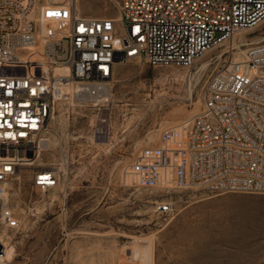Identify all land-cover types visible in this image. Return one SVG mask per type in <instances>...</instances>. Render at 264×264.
Wrapping results in <instances>:
<instances>
[{
  "label": "built area",
  "instance_id": "1",
  "mask_svg": "<svg viewBox=\"0 0 264 264\" xmlns=\"http://www.w3.org/2000/svg\"><path fill=\"white\" fill-rule=\"evenodd\" d=\"M81 0H0V228L20 220L6 185L22 168L31 185L55 188L54 167L40 165L56 106L96 95L125 63L189 68L264 20V0H117V17L88 16ZM139 187L209 194H264V46L244 60L229 54L210 77L203 103L165 126L128 165ZM157 214L172 210L156 201ZM0 264H9L0 239Z\"/></svg>",
  "mask_w": 264,
  "mask_h": 264
},
{
  "label": "rangeland",
  "instance_id": "2",
  "mask_svg": "<svg viewBox=\"0 0 264 264\" xmlns=\"http://www.w3.org/2000/svg\"><path fill=\"white\" fill-rule=\"evenodd\" d=\"M114 1L80 6L88 16L117 17ZM261 37L264 20L189 68L121 64L108 102H60L39 160L55 168L58 185L36 190L26 167L6 185V203L20 220L16 229L0 228L9 264H146L131 257L134 248L150 250L149 264H264V194L145 188L128 172L163 127L199 109L224 58L244 59ZM156 201H170L172 210L157 214Z\"/></svg>",
  "mask_w": 264,
  "mask_h": 264
},
{
  "label": "bare ground",
  "instance_id": "3",
  "mask_svg": "<svg viewBox=\"0 0 264 264\" xmlns=\"http://www.w3.org/2000/svg\"><path fill=\"white\" fill-rule=\"evenodd\" d=\"M116 3V1H114ZM119 16V15H118ZM235 39V38H234ZM264 39V37H261L260 39H258L256 41V43L259 44V42H261L262 40ZM234 41V40H233ZM234 45V43H233ZM236 45V44H235ZM243 53V51H242ZM245 54V53H243ZM239 56V55H238ZM237 56V57H238ZM237 59V58H236ZM244 59H237L236 61L238 62H241L243 61ZM109 82L107 83H104L103 85H101L99 87V90H98V93L96 95H90V94H81V95H78V96H75L74 98V103H78V102H90L91 104H97V103H105V102H108L109 101ZM80 104V103H79ZM88 104V103H87ZM5 196V195H4ZM6 197V196H5ZM8 199V198H7ZM3 238V236H0V239ZM4 241V240H3ZM5 243V242H4ZM6 245V243H5ZM6 248H7V245H6ZM150 250L147 248V250L145 249L144 252L138 250L137 249H132L131 251V257L133 258H141L146 264H149L150 261H151V256H150ZM7 258L9 259V250L7 248ZM132 258V259H133ZM140 260V259H139Z\"/></svg>",
  "mask_w": 264,
  "mask_h": 264
}]
</instances>
